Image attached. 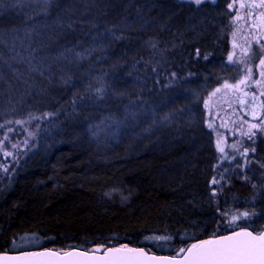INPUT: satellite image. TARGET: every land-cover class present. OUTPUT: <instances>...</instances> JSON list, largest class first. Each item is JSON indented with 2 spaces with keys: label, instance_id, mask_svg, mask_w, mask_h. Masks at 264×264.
Returning a JSON list of instances; mask_svg holds the SVG:
<instances>
[{
  "label": "trees",
  "instance_id": "1",
  "mask_svg": "<svg viewBox=\"0 0 264 264\" xmlns=\"http://www.w3.org/2000/svg\"><path fill=\"white\" fill-rule=\"evenodd\" d=\"M50 3L31 24L0 9V130L54 117L0 190V253L126 244L171 255L230 233L228 217L244 210L257 213L249 230L264 227V143L240 171L241 162L221 160L205 126L203 100L239 77L226 61L230 0ZM142 107L167 123L149 131L150 120L136 117L113 138H91L104 118Z\"/></svg>",
  "mask_w": 264,
  "mask_h": 264
},
{
  "label": "rangeland",
  "instance_id": "2",
  "mask_svg": "<svg viewBox=\"0 0 264 264\" xmlns=\"http://www.w3.org/2000/svg\"><path fill=\"white\" fill-rule=\"evenodd\" d=\"M179 1L188 2V0ZM218 1L205 0V3L216 4ZM230 3L233 5L231 7L233 20L226 61L239 73V77L236 81L227 83L234 84L244 78L247 74L246 68L252 69V75L247 83L240 85L239 89L225 88V83L215 87L203 100V111L205 126L213 134L214 146L221 160L241 162L242 166L239 168L242 171L249 166L245 165L248 158L258 154L259 144L264 143V135L261 134V129L264 128V95H261V92L264 91V79H261L259 75L262 69L258 66L261 58L260 47L264 45V18L261 16L264 14V7H253L252 0H235V3L230 0ZM241 3L244 4L243 7H241ZM256 3L258 5L259 0H256ZM0 9L16 10L27 16V22L31 24L37 17L48 16L49 14L46 12L54 9V5L52 3L45 5L43 0H23V4L20 6L12 3V0H3ZM24 34L26 35L27 32ZM230 55L232 56L231 61L228 59ZM256 80H260L259 85L254 83ZM217 88L220 91H215ZM32 94L30 90L22 92L19 98L29 101ZM253 94H255V99H253ZM136 103L141 102L137 101ZM14 104L18 105L19 102ZM151 115L152 112L144 110L142 107L140 112L137 110V113L127 116L123 113L114 119L104 118L96 126L91 127L90 131L92 134L94 133L91 138L97 140L102 137L113 138L130 123H140L141 121L136 122V117L139 120H150L153 126L149 128V131H154L155 128L159 129L165 125V120L156 122L154 117L151 118ZM52 118L54 117L51 115L39 116L22 121L16 126L9 125L3 131L0 130L1 188L6 183L11 184L17 166L33 150L41 128ZM170 121L168 129L177 123L169 119ZM251 125L259 127L251 128ZM14 137L17 138L16 141ZM245 149H248L246 155L244 154ZM242 221L246 224L250 220ZM37 243L38 238H25L22 245L28 246Z\"/></svg>",
  "mask_w": 264,
  "mask_h": 264
},
{
  "label": "snow or ice",
  "instance_id": "3",
  "mask_svg": "<svg viewBox=\"0 0 264 264\" xmlns=\"http://www.w3.org/2000/svg\"><path fill=\"white\" fill-rule=\"evenodd\" d=\"M43 2L47 5L50 0H43ZM188 2L198 7L205 3V0H188ZM212 2H215V0H212ZM2 3L3 0H0V4ZM12 3L22 6L23 0H12ZM233 3H235V0H233ZM232 6L231 3L228 5L229 8ZM243 6L244 4L241 3V7ZM252 6L264 7V0H259L258 5L256 0H252ZM261 16L264 18V14H261ZM260 53L261 58L258 66L262 70L259 75L261 79H264V45H261ZM196 54L199 55V50ZM2 58L0 56V59ZM204 59H207V56ZM228 59L231 61L232 56L230 55ZM246 73L244 78L239 79L234 84L225 82L224 87L239 89L241 84L247 83L250 79L252 69L246 68ZM172 75L175 76V73ZM254 83L259 85L260 80H256ZM215 91L218 92L220 89L217 88ZM97 92L102 93L103 88H98ZM261 95H264V91L261 92ZM255 98V94H253V99ZM17 123L21 122L17 121ZM250 127L257 128L259 126L251 125ZM261 134L264 135V128L261 129ZM252 151H255V149H252ZM247 152L248 149H245L244 154L246 155ZM261 167H264V165H261ZM212 183H217L215 178H213ZM252 187L255 189L257 186L253 184ZM213 195H215V192ZM256 215L255 210L236 211L227 219L228 225L234 226L233 231L224 235H217L214 232L208 239H201L188 244L186 247L174 249L171 255L158 256L146 252L144 248H132L126 244L120 247L107 248L100 245L92 250L25 251L19 256L0 257V264H7L8 261H12L14 264H264V227L249 230L251 224L240 226L237 223L239 220L249 221ZM185 238L191 237L186 235ZM145 239L167 241L171 237L165 235L146 237Z\"/></svg>",
  "mask_w": 264,
  "mask_h": 264
},
{
  "label": "water",
  "instance_id": "4",
  "mask_svg": "<svg viewBox=\"0 0 264 264\" xmlns=\"http://www.w3.org/2000/svg\"><path fill=\"white\" fill-rule=\"evenodd\" d=\"M0 190H1V187H0ZM120 247V246H118ZM132 248H139V247H132ZM44 250H54V249H40V250H26V251H44ZM76 250H80V249H76ZM146 252H149L147 251L146 249H144ZM54 251H57V250H54ZM23 252L25 251H21V252H15V253H9V252H3V253H0V257H13V256H19L21 255ZM150 254H154V253H151L149 252ZM156 255V254H155ZM160 256V255H158ZM7 264H14V262L12 261H8Z\"/></svg>",
  "mask_w": 264,
  "mask_h": 264
}]
</instances>
